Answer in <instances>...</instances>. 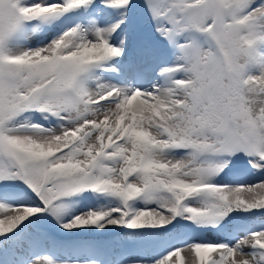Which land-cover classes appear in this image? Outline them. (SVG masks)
Instances as JSON below:
<instances>
[{
	"label": "snow or ice",
	"instance_id": "snow-or-ice-1",
	"mask_svg": "<svg viewBox=\"0 0 264 264\" xmlns=\"http://www.w3.org/2000/svg\"><path fill=\"white\" fill-rule=\"evenodd\" d=\"M0 264H264V0H0Z\"/></svg>",
	"mask_w": 264,
	"mask_h": 264
}]
</instances>
